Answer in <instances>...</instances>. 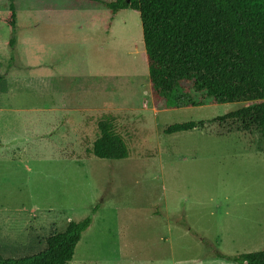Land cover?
Segmentation results:
<instances>
[{
	"label": "rangeland",
	"instance_id": "obj_1",
	"mask_svg": "<svg viewBox=\"0 0 264 264\" xmlns=\"http://www.w3.org/2000/svg\"><path fill=\"white\" fill-rule=\"evenodd\" d=\"M113 1L13 0L10 29L0 0V256L90 217L68 264H237L264 249L258 131L209 122L242 103L157 107L139 14ZM104 117L127 158L91 154Z\"/></svg>",
	"mask_w": 264,
	"mask_h": 264
},
{
	"label": "trees",
	"instance_id": "obj_2",
	"mask_svg": "<svg viewBox=\"0 0 264 264\" xmlns=\"http://www.w3.org/2000/svg\"><path fill=\"white\" fill-rule=\"evenodd\" d=\"M8 2L3 22L14 29L13 0ZM104 6L112 15L126 9L138 12L150 92L157 107L242 103L236 111L209 122H239L244 131L254 127L264 153V0H115ZM209 122L173 124L163 133L202 130ZM97 129L94 157L112 161L128 157L126 144L109 118L99 120ZM90 224V217L70 221L63 232L45 240L43 251L20 259L0 256V264H68ZM229 260L264 264V249Z\"/></svg>",
	"mask_w": 264,
	"mask_h": 264
}]
</instances>
